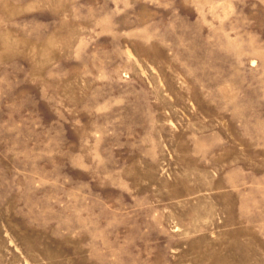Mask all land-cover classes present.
<instances>
[{"label": "rangeland", "instance_id": "1", "mask_svg": "<svg viewBox=\"0 0 264 264\" xmlns=\"http://www.w3.org/2000/svg\"><path fill=\"white\" fill-rule=\"evenodd\" d=\"M0 264H264V0H0Z\"/></svg>", "mask_w": 264, "mask_h": 264}]
</instances>
